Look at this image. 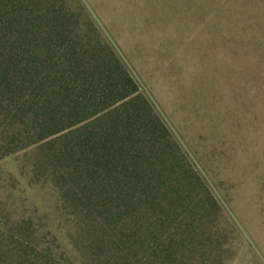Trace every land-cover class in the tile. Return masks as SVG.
<instances>
[{
    "label": "rangeland",
    "instance_id": "374dc122",
    "mask_svg": "<svg viewBox=\"0 0 264 264\" xmlns=\"http://www.w3.org/2000/svg\"><path fill=\"white\" fill-rule=\"evenodd\" d=\"M75 1L174 144L0 158V264H264V0Z\"/></svg>",
    "mask_w": 264,
    "mask_h": 264
},
{
    "label": "trees",
    "instance_id": "16d2710c",
    "mask_svg": "<svg viewBox=\"0 0 264 264\" xmlns=\"http://www.w3.org/2000/svg\"><path fill=\"white\" fill-rule=\"evenodd\" d=\"M5 6L0 0V158L31 145L57 146L58 159L79 151L87 165L105 157L111 166L110 155L123 149L118 142L133 134L118 126L140 124L155 141L162 142V131L164 142L174 144L78 2Z\"/></svg>",
    "mask_w": 264,
    "mask_h": 264
}]
</instances>
